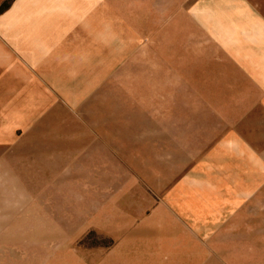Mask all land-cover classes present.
I'll return each mask as SVG.
<instances>
[{"label": "rangeland", "instance_id": "374dc122", "mask_svg": "<svg viewBox=\"0 0 264 264\" xmlns=\"http://www.w3.org/2000/svg\"><path fill=\"white\" fill-rule=\"evenodd\" d=\"M22 95L79 125L109 104L95 124L112 148L119 118L135 140L123 157L139 186L122 203L139 221L169 204L188 243L92 227L36 250L0 219V264H264V0H0V158L27 136ZM237 103L246 137L213 136L218 105Z\"/></svg>", "mask_w": 264, "mask_h": 264}, {"label": "crops", "instance_id": "0c3cea01", "mask_svg": "<svg viewBox=\"0 0 264 264\" xmlns=\"http://www.w3.org/2000/svg\"><path fill=\"white\" fill-rule=\"evenodd\" d=\"M7 73L10 74V71ZM23 98L22 95L18 104V126L25 130L27 136L19 139L20 144L0 158V219L5 220L3 224L10 228V232L26 235L13 240L27 241L30 248L36 250L46 248L44 242L50 240H54L57 247H63L64 243L68 246L71 235L93 227L134 238H148L157 234L168 236L165 241L173 244L188 243L187 230L166 209L169 197L164 202L167 206H158L150 214L141 215L144 216L141 221L122 203V199L131 196L139 186L133 167L129 165L133 158L123 157V147L127 146L129 149L125 150L130 154L135 140L129 142L126 136L127 143H124L125 132L121 129L122 125L117 123L121 121L119 118L114 125L117 137L112 148L109 133L95 124L106 121L95 116L101 112L106 114L109 104H101L104 108L93 114L91 120H83L86 122L84 125H79L58 106L57 99H48L50 107L43 113L44 99ZM8 100L6 106L9 107L12 104ZM225 105H218L217 117H220V113L226 114L227 120H223L225 123L218 122L216 126L213 124V136H223L227 132L226 136L231 138L246 137L248 110L243 112L238 103L233 105L232 110ZM63 116V120L71 123L72 128L60 130L59 122ZM62 131H67L65 135L69 136L66 144L61 142L66 145V151L59 147L58 138ZM162 153L166 158L168 152ZM76 166L82 167L83 171L76 172ZM163 175L170 181V175ZM88 180H94L92 187L86 184ZM189 183L201 184V181L189 179ZM120 226L126 229H119ZM59 233L68 235L61 245L58 244Z\"/></svg>", "mask_w": 264, "mask_h": 264}]
</instances>
